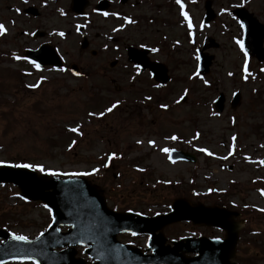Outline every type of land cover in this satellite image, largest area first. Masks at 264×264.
Wrapping results in <instances>:
<instances>
[{
    "label": "rangeland",
    "instance_id": "rangeland-1",
    "mask_svg": "<svg viewBox=\"0 0 264 264\" xmlns=\"http://www.w3.org/2000/svg\"><path fill=\"white\" fill-rule=\"evenodd\" d=\"M188 2L190 9H184L192 16L191 37L180 26L176 8L177 12L169 20L170 37L175 44L172 79L164 93H168L166 98L171 107L167 112L155 113L141 106V115L130 113V107L125 106L127 93H134L130 89H141V83L137 88H130L122 75L100 70L104 59L80 55L74 39L65 40L64 49L69 63L80 67L79 77L70 71H36L25 61L24 66L23 60H13V53L23 56V49L18 48L25 46L21 35L24 22L19 20L22 26L15 28L10 14L3 13L1 17L5 20L0 24L5 25L7 34L0 36V160L40 163L60 172L100 168L97 174L83 177L105 190L111 208H129L149 216L169 211L170 203L176 198L208 206H226L239 212L240 218L247 222V228L240 234L241 250L236 261L264 264V212L257 210L264 209V196L259 191L264 190V164L261 163L264 161V72L260 71L264 63L248 57L247 69L251 75L246 81L242 79L244 57L235 42L241 40V32L235 22H230L225 9L226 4L240 5L241 0H216L220 15L215 27H209L206 33L220 47L209 50L215 56L210 72L203 76L209 84L205 86L196 78L189 80L196 70V50L203 44L197 28L203 0ZM254 7L263 12L264 0ZM67 22L72 20L64 19V27ZM40 77L46 79L39 87H25ZM185 89L188 90L186 100L176 104L175 100ZM142 90L159 99V91H151L149 87ZM234 92L241 94L236 110L229 105ZM219 93L226 96V107L222 114L213 116L211 113L216 112L213 101ZM132 98L135 99L133 95L129 99ZM116 101L120 102L118 107L105 117L87 116L89 111L98 113ZM233 117L235 124L231 122ZM77 123L82 126V137L66 130ZM196 132L200 135L193 139ZM173 134L179 138L177 141L165 139ZM233 135L236 136L234 154L226 160L216 159L228 155ZM73 139L77 145L67 150ZM136 140L142 143L137 145ZM149 140L155 141L157 147H150ZM161 147L185 150L198 160L170 163L159 152ZM201 147L214 155L210 157L196 150ZM110 152L122 158L113 160L104 169L100 158ZM137 167L145 171L137 172ZM158 180L171 183H157ZM17 193L16 188L0 187V223L27 237L46 231L51 214L42 203H26ZM164 232L168 239L199 235L224 237L223 232L188 223L169 226ZM120 240L135 246H144L146 242L143 237L125 235Z\"/></svg>",
    "mask_w": 264,
    "mask_h": 264
},
{
    "label": "water",
    "instance_id": "water-1",
    "mask_svg": "<svg viewBox=\"0 0 264 264\" xmlns=\"http://www.w3.org/2000/svg\"><path fill=\"white\" fill-rule=\"evenodd\" d=\"M256 43L251 37L244 41L246 50L255 56L262 40L259 45ZM201 64L208 71L211 58L204 55ZM235 101L234 107L240 102L239 95ZM217 104L218 111L222 112L224 98ZM173 159L195 161L196 158L185 155ZM1 183L16 185L26 200L45 203L52 209L53 217L47 232L30 240V244L13 241L7 230L0 229L3 240L0 261L4 264L24 256H30L36 264H236L232 259L236 257L239 233L245 224L235 221L239 214L225 207L192 205L178 199L168 214L145 217L110 210L102 190L84 178L60 179L27 169L0 167ZM181 221L219 228L226 232V238H184L166 245L163 229ZM61 228L68 231L61 232ZM132 232L150 235L148 249L143 251L117 240L118 234ZM78 246L86 248L85 253L92 262L76 258Z\"/></svg>",
    "mask_w": 264,
    "mask_h": 264
},
{
    "label": "flooded vegetation",
    "instance_id": "flooded-vegetation-1",
    "mask_svg": "<svg viewBox=\"0 0 264 264\" xmlns=\"http://www.w3.org/2000/svg\"><path fill=\"white\" fill-rule=\"evenodd\" d=\"M211 1L215 12V19L211 23L213 25L217 21L220 11L217 10L216 0ZM259 1L263 0H247L242 7L233 2L226 4L228 8L225 7V9H228L227 16L230 22H235L239 28L237 23L239 20L234 15V11L245 8L252 27L264 32V29L260 30L261 26L264 28V10L260 12L254 7L255 3ZM182 3L185 9H190L188 0H182ZM205 3L206 0H203V9L198 21V34L199 39L203 40V45H201L203 47L209 46L208 40H214L206 33V28L210 24L206 25L205 23L207 18ZM149 7L150 13L148 12ZM16 9L20 11L17 12ZM61 9L65 13L63 16L59 11ZM163 11L164 14L161 16ZM103 12H108L110 15L105 17L101 15ZM175 12L180 18V26L189 31L187 21H184L180 15V8L175 0H27V2L24 0H0V21L5 20L1 15L6 13L10 14V20L14 22L15 28L22 26L19 20L24 22L21 35L25 39V54L47 48L56 50L66 57L67 50L64 49V43L65 40L71 38L74 39L76 48L88 50L80 54L88 53L90 56H100L104 59V66H100V70L122 75L130 88H137V84L140 82L141 89H130L134 93H127L129 98L133 95L135 99L127 98L125 100V106L130 107L129 112L136 115H141V106H145L147 112L155 113L165 112L159 107L161 104L170 106L166 98L168 93L165 95L164 90L168 88L172 79L173 44L175 41L173 43V39L170 37L169 20ZM111 13H118L119 16H113ZM187 13L191 21L190 12ZM120 17H130L136 20V23L124 25ZM68 18L72 22L65 23L64 27L63 21ZM77 25H80L79 31H77ZM121 25H123L122 28ZM113 28H121V30L113 32ZM61 31L65 33L63 38L55 34ZM214 32L215 30L212 33ZM25 33H35V35H25ZM141 44L146 47L141 48ZM83 46L85 47L82 48ZM152 47L158 48L159 51L152 53L149 51ZM135 64L141 65L139 74L136 72ZM160 65L166 71L168 78L166 84L160 83V79L165 77L162 75ZM42 69L50 71L52 67H43ZM157 84L160 87H154ZM145 87H149L151 91H159V99L155 94H145L142 90ZM145 96H150L151 100H145Z\"/></svg>",
    "mask_w": 264,
    "mask_h": 264
},
{
    "label": "snow or ice",
    "instance_id": "snow-or-ice-1",
    "mask_svg": "<svg viewBox=\"0 0 264 264\" xmlns=\"http://www.w3.org/2000/svg\"><path fill=\"white\" fill-rule=\"evenodd\" d=\"M24 2H27V0H24ZM176 4L179 5V8H180V15L183 17L184 21H187V27L189 29L188 31V35L191 37L193 35L192 33V28H193V25L189 19V16H188V13L184 10V4L182 3V0H175ZM192 2H195V0H192ZM247 0H241V4L240 5H237V6H240L242 7L244 3H246ZM17 12H19L20 10L19 9H16ZM60 11V14L63 16L65 15L64 11L61 9L59 10ZM221 11L223 12L224 9H221ZM101 15L107 17L110 15V13L108 12H103L101 13ZM111 15L113 16H119L118 13H111ZM123 22H124V25H127V24H135L136 23V20L130 18V17H120ZM235 19V18H234ZM14 23V22H13ZM237 23L239 24L240 28L243 30L245 28V25L243 23H241L240 21H237ZM203 27V24L201 25ZM123 27V25H121V28ZM79 28H80V25H77V31H79ZM121 28H113L112 31L113 32H118L121 30ZM7 34V28L5 27L4 24H0V36H4ZM35 35V33H25V35ZM56 35L60 36L61 38H63L65 36V33L64 32H57L55 33ZM109 39H111V37H109ZM236 44L239 46V49L240 51L243 53V57H244V64H243V69L242 71L245 73V75L242 76V79H244L245 81L248 79V77L251 75V73L248 72V69H247V65H248V52L246 51L245 49V44H244V41L243 40H240V39H237L236 41ZM177 44L179 43L178 41L176 42ZM107 47V46H105ZM141 48H145L146 45L144 44H141L140 45ZM149 51H151L152 53H156L159 51L158 48H155V47H152L149 49ZM13 60H16V61H26L28 64H30L33 68H35L37 71H40L42 70L41 69V64L38 63L36 60H33V59H30L26 56H20V55H16L15 53L12 54V57H11ZM194 59L199 62L201 57H200V54L199 52L196 53ZM135 69H136V72L137 74L140 73L141 71V65L140 64H135L134 65ZM56 71H59V72H65V71H71V74L73 76H81L82 73L79 72V71H73L71 69H65L63 67L61 68H57L55 69ZM261 72H264V68H261L260 69ZM25 75H31V73H24ZM229 76L232 75L231 72L228 73ZM199 79L203 82V84L205 86H208L209 82L208 80H205L204 77L200 74V65L199 63L196 64V70L192 72V74L188 77L189 80H192V79ZM46 79V77H40L39 80H37L35 83L33 84H26L25 87L27 88H31V89H35L37 87L40 86V84ZM154 87H160V85H154ZM253 91H255V89H253ZM188 94V90L185 89L184 90V93L177 99L175 100V103L176 104H180L181 101H184L186 96ZM237 95L235 92L233 93V96ZM145 100H151V97L150 96H145L144 97ZM119 101H116L114 103H111L110 106H107L105 107L102 111L100 112H92V111H89L87 113V116L88 117H96V118H102V117H105L107 114L109 113H112L114 109H116L119 105ZM159 107L163 110H167L168 109V105L167 104H161L159 105ZM211 115L213 116H217L218 113L216 112H213L211 113ZM231 122L233 124L236 123V120H235V117L231 118ZM81 125L79 123L76 124L75 127H69L67 128L66 130L68 132H71V133H74L76 134L77 136H83V132L81 131ZM200 133L199 132H196L194 135H193V139H197L199 137ZM166 140H171V141H177L179 138L173 134L171 136H167L165 137ZM231 141H232V144L229 146V150H228V155L227 156H217L216 159H223V160H226L228 159L229 156H232L234 154V151H235V141H236V136L233 135L231 137ZM135 143L137 145H140L142 143L141 140H136ZM148 145L150 147H157L156 146V143L155 141L153 140H149L147 141ZM77 145V141L75 139H73L68 145H67V150H73L74 147ZM197 151L201 152V153H204L205 155L207 156H213L214 153L208 151L207 149L205 148H198L196 149ZM174 151V149H171V148H168V147H161L159 148V152L165 154V156L167 157V159L169 160L170 163H176V161L172 158V155L171 153ZM122 157L120 155H118L117 153L115 152H110V153H106L104 156H102L100 159L103 160V163L101 164V167L104 168V169H107L110 167L111 165V162L113 160H119L121 159ZM245 160H248V157H245ZM262 164H264V161L261 162ZM0 167H6V168H12V169H27V170H30V171H33V172H38V173H41L43 175H46V176H53V177H58V176H69V177H80V176H91V175H95L97 174L99 171H100V168H97V167H93L91 169V171H76V172H60L58 170H54V169H51V168H46L43 164H40V163H30V162H9V161H5V160H0ZM137 172H144L145 169L144 168H141V167H137L135 169ZM157 183H171V181H157ZM2 186V185H0ZM153 187H155V185H153ZM209 191H215V189H210ZM260 191V195L261 196H264V190H259ZM16 195L19 196V194L17 193ZM19 198L21 200H25V197L23 196H19ZM44 207L47 209V211L51 214L52 212V209L50 207H48V205H44ZM247 207V205H246ZM258 211H261V212H264V209H257ZM129 211H131V209H129ZM136 215H141V213H135ZM157 215H159V213H157ZM51 226V225H49ZM57 231H59V229H57ZM137 233L135 232H132L131 235H136ZM41 235H43V233H41ZM9 237L11 240L13 241H17V242H22V243H25V244H30L32 243V241H30L28 239V237L24 236V235H19V234H15V233H9ZM0 243H3V241H0ZM19 264H24V262L26 260H31V264H36V261L34 259H32L30 256H24V257H19ZM0 264H4L3 261H0Z\"/></svg>",
    "mask_w": 264,
    "mask_h": 264
}]
</instances>
